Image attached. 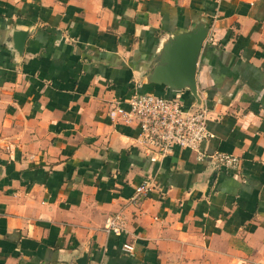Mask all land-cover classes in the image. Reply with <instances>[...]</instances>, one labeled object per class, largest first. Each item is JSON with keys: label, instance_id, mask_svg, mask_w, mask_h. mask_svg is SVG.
Returning <instances> with one entry per match:
<instances>
[{"label": "crops", "instance_id": "obj_1", "mask_svg": "<svg viewBox=\"0 0 264 264\" xmlns=\"http://www.w3.org/2000/svg\"><path fill=\"white\" fill-rule=\"evenodd\" d=\"M199 20L202 149L238 169L177 147L151 162L138 126L108 115L145 93L196 103L148 75L160 42ZM144 181L152 190L133 201ZM113 215L119 235L105 230ZM83 256L264 264V0H0V264Z\"/></svg>", "mask_w": 264, "mask_h": 264}, {"label": "built area", "instance_id": "obj_2", "mask_svg": "<svg viewBox=\"0 0 264 264\" xmlns=\"http://www.w3.org/2000/svg\"><path fill=\"white\" fill-rule=\"evenodd\" d=\"M128 106V111L115 107L108 115L112 120L124 124L135 123L138 126V145L149 161L158 162L177 147L193 152L197 161H207L216 167L228 169L240 167V160L235 155L217 151L206 154L202 149V145L212 136L207 129L209 110L202 103L185 107L178 97L165 98L145 93L131 97ZM152 188L150 181L142 182L135 188L132 200H137ZM105 230L121 234V217H108ZM123 250L131 252L132 247L125 244Z\"/></svg>", "mask_w": 264, "mask_h": 264}, {"label": "water", "instance_id": "obj_3", "mask_svg": "<svg viewBox=\"0 0 264 264\" xmlns=\"http://www.w3.org/2000/svg\"><path fill=\"white\" fill-rule=\"evenodd\" d=\"M209 26L199 20L188 29L168 35L160 42L150 63L149 83L165 85L172 93L187 92L197 104H201L196 89V66L208 35ZM25 34L18 39L17 49L23 46ZM84 256L78 261L83 264Z\"/></svg>", "mask_w": 264, "mask_h": 264}]
</instances>
